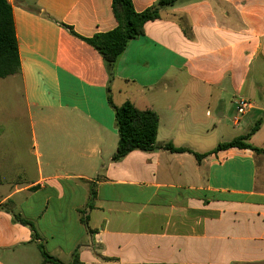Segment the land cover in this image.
<instances>
[{
  "label": "crops",
  "instance_id": "crops-1",
  "mask_svg": "<svg viewBox=\"0 0 264 264\" xmlns=\"http://www.w3.org/2000/svg\"><path fill=\"white\" fill-rule=\"evenodd\" d=\"M160 1L133 0L159 17L111 79L86 39L116 28L112 0H8L21 71L0 79V264H48L3 205L65 264L76 253L79 264H264V154L212 153L248 135L264 151V0ZM109 99L157 113V145L206 156L159 148L113 161ZM239 99L251 103L243 115ZM21 110L33 152H18Z\"/></svg>",
  "mask_w": 264,
  "mask_h": 264
},
{
  "label": "trees",
  "instance_id": "trees-1",
  "mask_svg": "<svg viewBox=\"0 0 264 264\" xmlns=\"http://www.w3.org/2000/svg\"><path fill=\"white\" fill-rule=\"evenodd\" d=\"M177 0H161L158 6L173 5ZM113 12L117 21V26L111 32L97 35L86 41L92 45L103 57L109 76L114 78L115 64L118 58L125 51L128 43L144 34V26L147 22L159 17L158 8H152L145 12L138 13L134 9L133 0H112ZM21 71L18 41L16 37L15 24L12 6L8 0H0V79L18 74ZM115 110L116 127L119 141L116 153L112 160L117 162L135 150L153 151L164 149L172 153H182L189 151L193 153L198 162H201L206 155L192 152L185 148H177L172 143L157 145V134L159 117L152 110H139L132 103L126 102L120 107H116L109 99ZM258 129V124L253 128L252 133ZM250 135L236 138L230 142L220 144L212 152L227 150L230 148L249 149L257 154H264V151L249 144ZM96 198L94 186L90 189V200L88 208H93V201ZM2 208L13 214L14 220L24 226H28L33 233V240L42 256L43 262L48 264H65L58 258L50 255L46 250L43 239L38 233L35 224L24 218L21 214L6 205ZM85 210H79L80 221L87 226ZM92 232V230H89ZM71 264H79L77 253L74 255Z\"/></svg>",
  "mask_w": 264,
  "mask_h": 264
},
{
  "label": "rangeland",
  "instance_id": "rangeland-1",
  "mask_svg": "<svg viewBox=\"0 0 264 264\" xmlns=\"http://www.w3.org/2000/svg\"><path fill=\"white\" fill-rule=\"evenodd\" d=\"M21 118L24 119L20 122L18 152H33V141L30 132V127L25 115H23L22 110L20 119Z\"/></svg>",
  "mask_w": 264,
  "mask_h": 264
},
{
  "label": "built area",
  "instance_id": "built-area-1",
  "mask_svg": "<svg viewBox=\"0 0 264 264\" xmlns=\"http://www.w3.org/2000/svg\"><path fill=\"white\" fill-rule=\"evenodd\" d=\"M251 103L245 99H239L237 101V112L239 115L245 114L250 109Z\"/></svg>",
  "mask_w": 264,
  "mask_h": 264
}]
</instances>
